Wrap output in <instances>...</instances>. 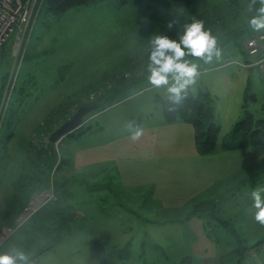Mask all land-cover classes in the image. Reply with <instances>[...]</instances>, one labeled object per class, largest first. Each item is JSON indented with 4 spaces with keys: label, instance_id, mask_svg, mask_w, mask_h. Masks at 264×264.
Listing matches in <instances>:
<instances>
[{
    "label": "rangeland",
    "instance_id": "1",
    "mask_svg": "<svg viewBox=\"0 0 264 264\" xmlns=\"http://www.w3.org/2000/svg\"><path fill=\"white\" fill-rule=\"evenodd\" d=\"M222 1L226 0H142L140 3L129 0L121 5L113 0H103L69 9L58 18L48 16L45 20L36 21L25 51L29 58L26 60L24 55L13 91L19 82L26 81L30 87L28 91L26 90L28 94L24 96L23 104L19 108L17 114L19 119L13 118V124L19 127L21 119L26 115L32 118L35 128L50 115H53L55 124L51 126L50 132L31 133L28 142V161L31 157H36V153L41 150V155L45 154L50 134L70 119L80 106L92 104L79 105L82 99L90 101L94 96L93 92L104 85L120 84L122 75L127 78L132 76L130 81L132 86L128 85L126 90L116 92L113 98L109 99L110 104L105 109H98L95 106V110L84 117L79 128L66 134L56 143L50 142L56 153L55 166L51 171L48 172L42 165L38 168L32 161L27 167H21L19 159L17 160L15 164L17 166L13 170L15 173L11 177L14 180L27 174L28 181L31 180L32 183L27 190L32 192L26 202L22 203V208L33 194L51 190L56 193V183L63 184L70 190L73 183V189L77 193L76 200L71 199L68 203L73 205V208L76 207V210L74 209L76 214L78 209L81 217L70 231L58 238L55 234L43 231L36 222L22 227L0 247V254L18 249L31 257L37 256L32 259L36 264H68L78 252L80 254L93 252L85 242L95 238V232H99L98 229L103 226L101 223L104 224L109 218L105 216L106 212L114 213L113 219H119L128 226H124L122 231L116 230V226L113 228L115 230L110 231L112 227L108 226L110 229L103 233L110 241L103 242L102 255L106 260L111 259L116 253L114 249L123 248L124 245H121L129 240L126 255L128 259L124 264H231L230 250L234 246L238 244L250 246L264 239V226L254 219L255 210L251 198L253 189L264 186V173L259 171L257 178L244 179L239 188L234 190L235 198L228 193L224 194L222 199L211 207L213 214L206 223V217L202 215L204 209L201 207L194 208L192 215L189 212L191 208L182 214L176 212V209L179 208V204L183 206L189 202L195 204L201 200L205 190L219 191L224 187L233 190L239 177L236 179L232 171L223 176V173L221 174L223 168L207 167H204L203 175H195L188 170L185 162L174 159L171 152H162L161 161L158 162L152 161L153 158L151 160L141 158L137 152L134 156L124 152L126 156L130 155L129 158H125L121 153L123 143L138 145L139 139L129 138L130 140L114 142L115 134H118L116 131L121 129L122 121H129V116L137 110L154 111L159 104L156 97L167 96L163 88L156 89L152 86L142 89L144 83L149 84L148 80L135 83L134 77L142 74L138 72L137 64L147 60L146 49L150 37L154 34L165 35L174 30L178 25L169 29L168 23L175 16L181 23L208 11L214 4ZM237 2L243 8L245 19L256 14L255 9L260 7L257 2L254 10L249 12L247 6L250 0ZM0 49V59L2 51L7 52L10 58L8 68L0 62V71L6 68L0 96L1 112L4 88L13 60L8 45ZM245 58V53L241 55L230 46L222 48V59L219 61L214 60L210 64H205L199 58L192 59L200 65V76L194 92L201 88L208 93L209 104L213 109L215 121L220 125L221 133L231 130L233 124L241 118L243 108L257 118H264L262 76L255 68L249 71L235 63ZM12 95L4 117L0 119V141L5 133L4 125ZM56 111L57 114L54 115ZM93 115L98 116L94 118ZM135 119L133 117L132 121ZM85 125L91 130L98 127L101 129L94 131L98 132L96 136L89 134L90 130L77 133ZM190 142L191 139L187 140L184 137L179 143L186 146ZM247 149L250 152L242 157L244 169L254 167L255 163H264V154H255L250 146H247ZM149 151L150 149L145 148L143 154ZM217 160L216 157L209 158L210 165L215 164ZM72 161L75 162V166L88 164V167L79 168L77 174H82V179L77 177L75 182L69 175L71 171L69 163ZM102 161L108 164H101ZM92 162L94 164L96 162L98 166H108V174L114 171L116 195H112L108 201L99 200L101 196L99 191L84 188L93 182L89 174L101 169L95 168L94 164L91 166ZM227 171L226 169L224 173ZM29 172L31 174H28ZM37 176L40 178L36 179ZM98 179L101 180L98 182L101 185L106 184L101 175ZM119 181L125 186L124 189H119V192L129 194L125 200L117 196L116 187ZM8 191L5 190L3 194L9 195ZM138 192L144 195L142 202L147 209L145 214L142 208H133V212L130 213L118 208L119 205L127 204L128 200H133L132 195ZM14 194L16 193L8 198V203L14 200ZM176 194L179 196H175ZM48 202L50 201H45L41 207ZM153 203L156 204L155 207L151 205ZM102 206H106L103 211L105 213L102 212ZM11 209L14 211L15 208L11 206ZM221 219L228 220L230 225L226 228L221 227L217 224ZM1 226L2 223L0 228ZM80 227L86 230H80ZM89 242L91 245L100 246L95 240ZM112 244L115 247H112ZM48 247L50 249L46 250ZM42 250L44 252H40ZM97 250L99 252L100 248ZM261 255H264V245L260 246V250L248 249L242 264H262Z\"/></svg>",
    "mask_w": 264,
    "mask_h": 264
},
{
    "label": "trees",
    "instance_id": "2",
    "mask_svg": "<svg viewBox=\"0 0 264 264\" xmlns=\"http://www.w3.org/2000/svg\"><path fill=\"white\" fill-rule=\"evenodd\" d=\"M103 0H44L39 8L38 14L36 16V21L38 19H47L48 16L52 17H60L63 13L68 11L69 9H73L76 7L90 5ZM118 4L124 5L129 0H113ZM142 0H132L134 3H140ZM242 6L240 7L237 0H226L222 1L218 4H214L208 11L193 17L195 19L203 20L206 29H210L212 33L218 36L219 46L222 48L225 47H234L239 51L241 55L245 53L242 49L243 41L245 38L257 33L253 31L248 24L249 19H245L242 13ZM255 15V14H254ZM193 18L186 19L182 21L174 30L170 33H166L171 39H178V35L181 31L180 25L183 23H190ZM35 21V23H36ZM35 26V25H34ZM147 60L142 64H137L139 67L138 76H133L137 82L147 81V76L149 75L146 71L147 63H148V53ZM28 53L25 55V59L28 60ZM193 59V58H192ZM0 62H3L4 65L8 68L10 58L7 52H1ZM6 77V68L0 71V96L2 92L3 83L5 82ZM130 78H127L125 75L121 76L119 81L120 84H111L107 86H103L100 89L93 92L94 96L90 98V101L81 100L80 104L92 103L98 109H105L109 104V99L113 98L116 92H120L122 90H126L128 85H130ZM32 83V79H30ZM132 86V85H130ZM29 85L26 81L19 82L13 91L11 104L9 106L8 114L6 117L4 134L0 141V161L5 158V152L7 150L6 142L11 135V130L14 129L15 123L13 124L14 119L18 116L17 114L19 108L23 104L24 96L28 94ZM110 87V88H107ZM27 90V91H26ZM88 97V96H87ZM89 99V98H88ZM160 105V110L162 116L166 122H175L182 121L189 123L193 130V139L195 143L196 150L199 154L206 155L212 153L218 145L225 150H232L241 147L250 146L252 150L257 154L264 153V118H257L251 112L243 108V114L241 118L235 122L231 128V130L224 135H221V128L219 124L215 121V115L213 113V109L209 104L210 97L208 93L199 88L196 92H190L187 100L184 101L183 105L175 112H170L169 102L167 98L156 97ZM78 105V106H79ZM244 107V105L242 106ZM57 114V111L54 115ZM55 117V116H54ZM14 118V119H13ZM59 119V118H58ZM66 119V118H65ZM64 120V119H62ZM55 124V120L53 119V115L48 116L43 123H40L35 129L34 132L36 134H40L41 132H50L51 126ZM99 128V129H98ZM97 129L91 130L88 125L82 126L77 133H83L87 131H96L100 130L101 127ZM41 151L37 152L36 157H31V161L36 164L39 168L41 165L47 169V171H51L56 162V153L52 143L47 144V148L44 155H41ZM40 155L42 157H40ZM40 176H37L36 179H39ZM88 190L95 189L94 185L87 184ZM32 192V191H31ZM30 192V193H31ZM56 199L48 202L45 206L41 207L36 213H34L29 220L22 226H29L30 224L35 222L43 231L50 232L55 234V237L70 231L71 227L75 224V211L73 205H71V191L67 190L63 184L56 183L55 185ZM29 194V193H28ZM20 196V194H19ZM24 195L21 194V197ZM18 197V194H14V200L10 201L9 208L7 209V213L4 216V219H9L7 221L8 224H11L15 217L21 210L23 199ZM216 205L215 200H203L197 203L194 208L201 207L204 209L202 215L206 217V223H208V219L211 217L213 212L211 211V207ZM11 206L14 207L11 209ZM191 211L193 214L195 209ZM221 227L229 226L230 223L228 220L221 219L218 223ZM20 227L19 229H21ZM45 233V232H42ZM240 242V241H238ZM129 242L124 245L123 248L115 249L116 255L119 258L127 257ZM264 245V239L259 241L256 244L245 246L243 244H238L234 246L231 251V256L229 257L231 264H242L244 254L248 249L255 248L260 250V246ZM48 247L46 250H49ZM40 252H44L43 250ZM101 253V254H100ZM97 257H99L100 261L104 264L105 259L102 255V248H100L99 252H96ZM37 256L31 257L34 259ZM262 257V264H264V255Z\"/></svg>",
    "mask_w": 264,
    "mask_h": 264
},
{
    "label": "crops",
    "instance_id": "3",
    "mask_svg": "<svg viewBox=\"0 0 264 264\" xmlns=\"http://www.w3.org/2000/svg\"><path fill=\"white\" fill-rule=\"evenodd\" d=\"M240 60H243V59H240ZM248 70L251 71L252 69H248ZM142 83H143V81H142ZM149 87H152V86L150 84H145V83L142 85V89H148ZM161 98H167V96H163ZM151 101H153V99H151ZM133 113H134L133 115L129 116V121H125V120L122 121L121 129H118L116 131V133H118V134H115L116 137H115L114 142H119L120 140L121 141L130 140L129 139L130 134L125 129V125L130 123V122L141 126L143 129V134L139 138L138 145H135V144L134 145L133 144L128 145L127 143H123V147H122V151H121L122 157L129 158L130 155L134 156V154L137 152L139 157H141V158H146L147 160H151V158H153L152 161L158 162V161H161L162 152H171L174 159H178L180 162H185L187 167H188V170L191 171L192 173H194L195 175H198V176L203 175L205 172L204 167H207L208 169L223 168L224 171L221 172V174L223 173V176L230 174L229 172L232 171V173H233V175H235L236 179L239 177L238 182L237 183L235 182L236 184L234 185L233 190L225 188V187L219 191H215V190L211 191V190L207 189L209 191H206V190L203 191V193H202L203 196H202L201 200H199L195 204H193V202H189V204H187L186 206L179 204V206H178L179 208L176 209L177 210L176 212H178L179 214H182L185 211H187L189 208H191L189 210V212H190V215H192L191 211L193 210L194 206L197 203H199L200 201L215 200L216 202H218L220 199H222L223 195L227 194V193L230 194V196H232V198H235L233 196L234 190H236V188L237 189L239 188V185H241L243 183L244 179L253 178V177L257 178L259 171L261 173H264V163L263 162L255 163L254 167H251L249 169L248 168L244 169V166L242 164V157L244 156V154H248V152H250V151H248L249 149H247V147H241V148H236V149H232V150H225V149L221 148L220 145H218L217 148L210 154H206V155L199 154L196 150V147H195V143H194V139H193V130H192V127H190L191 125L189 123L182 122V121H175V122H171V123L166 122L162 116L159 104H157V107L154 109V111L137 110ZM97 116L98 115H93L94 118H97ZM18 117L16 119H19ZM133 117L136 118L135 121H132ZM21 120H22L21 125L19 127H17L15 125L14 129L11 130V135L9 136V138L6 142L7 150L5 152V158L0 161V201H1V204H0V207H1L0 213L1 214L0 215L2 216V220H0V223H2V225L3 224L9 225L7 223V221H9V219H6V220L3 219V217L6 215V210L10 207L9 203L7 202L8 198L13 193L22 194V195H24L23 197H21L19 195H18V197H21V199H23V202H26L28 195L32 191V190L27 191V190H29V188L31 186L30 184H32V183H31V180L28 181L29 175L25 174L26 172L24 173L25 174L24 177L19 176L20 174L18 175L19 177H16L14 180H13V177H11L13 175V173H15V171H13V170L17 166L15 164H16L18 159L21 163V167L22 166L27 167V165H30V163H31V160L28 161V149H29L28 142H29V136L34 131L33 129L35 128L34 127L35 125L33 124L32 118L29 117L28 115H26L25 118H22ZM28 120H30V121H28ZM89 134H93L96 136V135H98V132L90 131ZM224 134L225 133H221V135H224ZM81 135H77V136H81ZM184 137L187 138V140H188V138H189V140L191 139V142L189 143V145L184 146V145H181L179 143L180 141H183ZM145 148L150 149L149 153L143 154L145 152ZM124 152L125 153L129 152L130 155L126 156V154H124ZM255 154H257V153H255ZM212 157H216L218 160L215 164H213L211 166L209 163V158H212ZM100 163L105 164L107 162L102 161ZM206 163L208 164V166H205ZM69 164H71V166L69 168V170H71L69 175L74 178V182L76 181L77 177L82 179V174L79 175L77 173H79L80 167H81V169L83 167H88V164L84 163V164H81L79 166H75L74 161H72V163H69ZM93 164H94V162L91 163V166H93ZM94 167L95 168H101V169L91 172L89 174V178L93 179L92 184H94L95 190L99 191V194H101V196L99 197V200L108 201L111 199L112 195L113 196L116 195V193H114V188H115L114 187L115 176H113L114 171L112 170L111 174H108V171H107L108 166L107 167L98 166V164H96V162L94 164ZM113 167H116V166H113ZM116 169H117V167H116ZM226 169L228 171H227V173H224L226 171ZM80 171H82V170H80ZM16 172H17V169H16ZM28 174H31V172H29ZM99 175H101V179L103 178V180L106 181L105 185H101L100 183H98L99 181H101L98 179ZM202 179L205 180V177L202 176ZM81 184L82 183H80V185ZM97 185L99 187H97ZM73 186H74L73 183H71L69 191H71V193H72L71 199L76 200L75 196L77 193H75ZM84 188H86V187L84 186ZM124 188H125V186L123 185V183L119 181V184L116 187L117 196L122 200H125L129 197L128 192H126V194L119 192V189H124ZM5 190L6 191L9 190L8 191L9 195L5 196L3 194ZM175 196H179V195L176 194ZM125 197H127V198H125ZM143 197H144L143 194H141L139 192L137 194L135 193L134 196L132 195L133 200H128L127 204H124V206L119 205L118 208L120 210L126 211V213H130V211L133 212V210H134L133 208H142V210L144 211L143 213L145 214V211L147 209H145L144 203L142 202ZM180 197H182V195H180ZM185 199L188 200L187 198H185ZM177 200H182V199L177 198ZM151 205L153 207H155L156 204L153 203ZM104 208H106V206L101 207L102 212L104 211ZM74 209L76 210V207ZM149 209H152V208H149ZM103 213H105V212H103ZM113 214L114 213L108 214L106 212L105 216L109 217V218H107L105 220L104 224L101 223L105 228H102L103 226H101V224H100L101 227H100V229H98L99 232H95V238L88 239L85 242L86 243L85 245L89 248H92L93 252L87 251L84 254H80L78 252L77 254H75L73 256V259L68 264H103L100 261L99 257H97V254H96V252L98 251L97 250L98 248L102 247V249H103V246H104L103 242L110 241V239H108L107 236L105 235V233H103V232L109 228L108 226L112 227L111 229L109 228L110 231L115 230V229H113L114 226H116L115 228L118 231H122V228L124 226H128V224H125V223L119 221V219H113L112 218ZM80 217H81V214L78 212V209H77V214L75 215L76 221ZM89 219L92 220L91 217H89ZM79 229L84 230V231L86 230L83 227H80ZM126 230L127 229H125V231ZM100 231H102V232H100ZM106 239H108V240H106ZM91 240H93V241L95 240L96 242L99 243L100 246H98L97 244L91 245V243L89 242ZM128 241L129 240L124 242L121 246L125 245ZM106 243H108V242H106ZM111 246L115 247L114 244H112ZM119 247H120V245H119ZM114 251H115V249H114ZM127 259H128L127 257L119 258L116 255V253H114V255L112 256L111 259H109V260L105 259L104 264H124Z\"/></svg>",
    "mask_w": 264,
    "mask_h": 264
},
{
    "label": "clouds",
    "instance_id": "4",
    "mask_svg": "<svg viewBox=\"0 0 264 264\" xmlns=\"http://www.w3.org/2000/svg\"><path fill=\"white\" fill-rule=\"evenodd\" d=\"M259 3L249 21V27L255 32L264 31V0H250L247 6L249 12ZM180 24L175 16L168 23L172 29ZM178 39H171L167 35L154 34L150 37L148 48V83L156 89H165L169 102L168 110L177 111L188 99L189 93L195 91L200 76V65L192 58H199L205 64L222 59V49L219 46L218 36L210 29H206L203 20L193 18L190 23L180 25ZM126 131L133 140L143 134L141 126L134 123L125 125ZM253 200L254 219L264 226V186H257L251 192ZM0 264H33L29 254L23 250L12 249L0 254Z\"/></svg>",
    "mask_w": 264,
    "mask_h": 264
},
{
    "label": "built area",
    "instance_id": "5",
    "mask_svg": "<svg viewBox=\"0 0 264 264\" xmlns=\"http://www.w3.org/2000/svg\"><path fill=\"white\" fill-rule=\"evenodd\" d=\"M43 1L0 0V48L8 45L13 60L4 88L0 119L4 117L7 104L13 93L16 76L23 62L27 44L34 30L36 16ZM244 51L246 58L235 61V63L246 69H257L262 76L264 86V32H257L245 38ZM55 198L56 193L52 190L31 195L13 222L1 226L0 247L41 208L45 201H52ZM32 261L33 264H36L34 260Z\"/></svg>",
    "mask_w": 264,
    "mask_h": 264
},
{
    "label": "water",
    "instance_id": "6",
    "mask_svg": "<svg viewBox=\"0 0 264 264\" xmlns=\"http://www.w3.org/2000/svg\"><path fill=\"white\" fill-rule=\"evenodd\" d=\"M95 108L96 107L93 104L80 106L70 119L63 122L59 128L50 134L49 141L56 143L66 134L79 128L82 124V121L84 120V117L90 111L95 110Z\"/></svg>",
    "mask_w": 264,
    "mask_h": 264
}]
</instances>
